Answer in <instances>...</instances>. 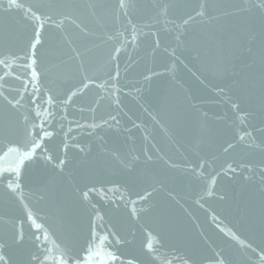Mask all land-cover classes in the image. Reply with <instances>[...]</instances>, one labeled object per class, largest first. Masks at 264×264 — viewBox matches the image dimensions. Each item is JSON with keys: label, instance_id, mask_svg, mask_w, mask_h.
Listing matches in <instances>:
<instances>
[{"label": "water", "instance_id": "95a60500", "mask_svg": "<svg viewBox=\"0 0 264 264\" xmlns=\"http://www.w3.org/2000/svg\"><path fill=\"white\" fill-rule=\"evenodd\" d=\"M255 2L0 0L2 264H264Z\"/></svg>", "mask_w": 264, "mask_h": 264}, {"label": "snow or ice", "instance_id": "6c2138e0", "mask_svg": "<svg viewBox=\"0 0 264 264\" xmlns=\"http://www.w3.org/2000/svg\"><path fill=\"white\" fill-rule=\"evenodd\" d=\"M242 3H248L249 0H241ZM12 3H15V0H10V5ZM120 6L121 8H123L125 6V0H120ZM253 8H258L259 10L262 11V13H264V0H256V2L252 5ZM252 9L250 8H241L240 11H251ZM197 15H203V11H199L197 12ZM189 19H192V17H189ZM185 24L188 23V20L184 21ZM40 43V34L39 31L36 32V40L35 43L33 44V48H35L36 44ZM249 51H251V49H248ZM0 63H3V61H0ZM33 63H35V61H33ZM32 75L35 78L37 73L35 71V69L32 70ZM47 135V133L45 134ZM229 147H231V145H229ZM227 150V149H226ZM150 246V245H149ZM3 262V257L0 256V264H2Z\"/></svg>", "mask_w": 264, "mask_h": 264}]
</instances>
